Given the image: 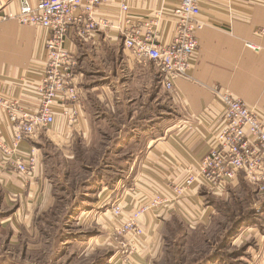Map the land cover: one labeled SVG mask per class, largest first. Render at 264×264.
Listing matches in <instances>:
<instances>
[{"label":"crops","instance_id":"obj_1","mask_svg":"<svg viewBox=\"0 0 264 264\" xmlns=\"http://www.w3.org/2000/svg\"><path fill=\"white\" fill-rule=\"evenodd\" d=\"M4 1L6 4L0 8V94L16 99L28 111H35L40 100L34 86L42 78L44 46L49 33L34 26H23L13 19L2 20L1 17L16 13L19 8L18 0ZM30 1L36 5L39 0ZM124 1L137 22L147 21L153 12L165 9L169 14L159 25L158 41L164 45L172 41L175 20L171 12L179 0ZM200 6V21L206 26L197 33L198 58L189 78L177 77L170 91L162 86L159 68L154 62L136 60L124 48L123 37L116 29L123 17L119 2L97 9L98 18L106 19L114 27L98 32L92 40L81 38L79 27L69 30L66 48L78 60L82 118L77 125L70 126L58 110L53 126L21 143L15 157L25 158L34 150L38 158L34 176L28 178L2 167L0 160V233L10 235L5 244L19 242L20 246L32 250L33 245L25 242V237L32 234L34 220L47 214L57 201L49 171L57 177L65 172L69 183L76 175L74 171L85 170L76 163L78 150L83 146L89 153L98 130L108 121L106 118L115 116L116 120L126 115L131 129L125 134L121 128L117 129L118 146L106 152L103 166L97 168L105 173L97 181L83 184L86 189L81 194L82 215L97 220L99 231L94 239L88 237L82 243L93 251L96 247H119L114 231L120 221L111 214L112 204H122L120 220L126 222L138 204L152 198L168 182H182L187 168H197L208 155L212 127L223 113L211 88L226 90L264 112V35L256 33L264 30V0H202ZM248 43L259 46L261 51L248 48ZM98 107L107 111L98 112ZM0 141L5 144L11 141L10 128L1 111ZM52 148L60 151L61 156L52 153ZM126 148L134 149L130 156L121 158ZM59 159L66 160L68 165L59 163ZM108 170L120 173L109 180ZM91 189L96 191L97 198H93L94 207L88 209ZM205 192L195 188L184 204L165 212L153 210L143 216L138 222L144 232L138 239L139 253L129 256L130 263L153 264L162 259L163 231L174 218L190 229L206 225L214 210L206 206ZM245 232L247 236L244 234L242 238L254 239L256 243L248 264H264V228H249ZM71 234L70 231L67 235ZM34 241L33 247L37 250V238ZM72 242L63 246L74 247V239ZM122 258L120 252L115 259L121 262ZM54 261H58L57 256Z\"/></svg>","mask_w":264,"mask_h":264},{"label":"built area","instance_id":"obj_2","mask_svg":"<svg viewBox=\"0 0 264 264\" xmlns=\"http://www.w3.org/2000/svg\"><path fill=\"white\" fill-rule=\"evenodd\" d=\"M18 1L17 12L1 19H13L23 26H34L49 33L44 46L42 78L34 86L40 100L38 108L28 111L16 99L0 94V111L11 133L10 144L0 141L1 166L28 178L36 173L38 158L34 150L25 158H16L21 143L53 126L58 110L70 126L77 125L82 118L83 93L76 72L78 60L66 48L72 27H79L81 38L92 40L98 32L114 27L106 19L98 18L97 9L119 2L123 17L116 29L123 37L124 48L132 52L136 60L154 62L159 68L162 86L170 91L177 77L189 78L199 54L197 33L206 26L200 21L202 0H179V5L171 12L175 20L174 37L167 45L158 41L159 25L169 14L165 9L153 12L147 21L137 22L130 16V7L124 0H39L36 5L30 0ZM5 4L0 0V8ZM256 33L264 35V30ZM247 47L261 51L251 43ZM210 90L223 110L222 118L212 127L210 151L197 168H187L182 182L170 181L158 188L154 196L138 204L118 228L119 236L130 238L122 247V250L130 248L127 259L137 252L138 239L143 235L139 220L161 207L171 209L184 204L195 188L222 196L229 185L244 178L264 195V112L217 86ZM112 213L120 218L123 208L114 205Z\"/></svg>","mask_w":264,"mask_h":264},{"label":"rangeland","instance_id":"obj_3","mask_svg":"<svg viewBox=\"0 0 264 264\" xmlns=\"http://www.w3.org/2000/svg\"><path fill=\"white\" fill-rule=\"evenodd\" d=\"M96 109L98 112L107 111L104 107ZM98 117L100 120L103 119L100 114ZM115 118V116L106 118L108 121L103 123L102 129L98 130L96 128L98 130V132L96 131L97 139L89 149V153H86L83 146L80 147L76 155V163L79 166H84L85 170L74 171L76 175H73L69 183L66 181L68 175L65 172L62 171L61 178L60 173L57 177L52 171H49L56 191V205L47 214L34 220L32 234L29 237H25V234L23 236L26 238L25 242L33 246L36 245L34 239L37 238L38 249L35 250L32 246V250H27L20 246L19 242L5 244L10 235L2 232L0 233V264H108L109 262V264H113L111 263L112 259L119 262L115 258L120 252L124 258L118 264H131L129 259L126 260L130 248L122 250L123 244H128L129 239L119 236L117 232L118 228L125 223H121L120 218H115L120 222H117L118 226L114 231L115 242L119 247L117 245L113 248L106 246L107 248L103 249L96 247V250L93 251L84 247L85 245L82 243L88 237L94 239V235H97L99 231L97 220L86 219L84 217L86 215H82L80 205L83 199L81 194L86 189L83 184L88 181L93 183L105 173L97 168L103 166L106 152L109 150L114 151L118 146L120 137L117 134V129L121 128L124 134L131 129V124L128 123L126 115L116 120ZM126 149L121 158L130 156L134 148ZM52 153L61 156L60 151L55 148H52ZM58 161L59 163L63 162L66 166L68 165L64 159ZM86 167L91 170H87ZM106 173L111 176L109 180H112L120 172L108 170ZM90 196L92 200L88 202L90 204L87 207L88 209L95 205L93 198H97L96 191L92 190ZM204 196L208 202L206 206L214 210L210 220L206 225L202 224L197 228L195 226L194 229L184 226L181 220L177 218L167 223L163 231V257L159 262L153 264L249 263L251 249L255 248L256 243L254 239L247 237L246 241L242 236L244 234L247 236L245 230H249V228H264V195L259 194L244 178H240L238 183L228 186L224 195L214 196L205 192ZM114 205L112 204V208ZM112 208L110 210L112 216H114ZM156 211L165 212L167 207H161ZM86 213L88 212L86 211ZM70 231L71 236L67 235ZM30 238L33 239L32 242L29 241ZM67 238L68 241H66ZM73 239L75 241L74 247L71 245L70 248L63 246L66 242L67 244L73 243ZM62 240L66 242H62ZM92 242L94 241L92 240ZM56 244H58L57 247ZM139 247L135 254L139 253ZM113 252H116V254H113ZM56 256L58 257L57 262L54 261ZM38 260L41 262H36Z\"/></svg>","mask_w":264,"mask_h":264}]
</instances>
